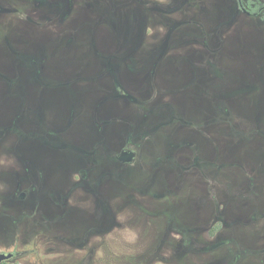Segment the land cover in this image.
Listing matches in <instances>:
<instances>
[{"label": "rangeland", "instance_id": "rangeland-1", "mask_svg": "<svg viewBox=\"0 0 264 264\" xmlns=\"http://www.w3.org/2000/svg\"><path fill=\"white\" fill-rule=\"evenodd\" d=\"M126 1L120 0L122 4ZM146 1L159 6L162 13H154L160 17L144 30L143 54L170 47L165 40L171 27L176 26L174 23L184 21L181 17H185L186 11L203 15L207 8L211 16L217 14L212 4L199 0ZM220 5L226 6L220 10L226 19L215 27L205 28L209 38L217 33L222 37L214 40L218 62L223 66H219L217 84L212 82L216 73L214 61L208 75H199L197 70L203 69L199 55L206 54L211 59V53H206L208 47L191 39L176 47L178 61L174 57L167 62L174 65L173 69L163 65L154 72L142 73L136 69L140 65L139 56L129 66L120 67L118 73L119 83L129 95L139 96L145 103L153 99L147 106L163 107L162 115L170 109L185 114L183 109L172 108L180 105L177 97H182L183 90H189L192 101L202 104L203 88L218 87L217 184L207 182L200 173H193L196 181L189 183L187 189L193 187V192L201 194L181 200L183 184L170 175L168 182L161 174L147 197L128 199L132 184L125 180L132 181L133 177V168L129 166L123 180L117 173L106 179L102 177L103 185L94 193L84 183L79 184L81 176L75 172L83 169L79 162L84 159L72 154L57 159L55 145L43 139L30 136L19 140L17 130L0 132V253L14 256L4 264H264V143L260 136L264 132V43L258 36L248 40L249 47L239 42L237 27L244 23L226 25L233 8L227 1ZM245 21L262 35L256 19ZM177 25L181 31L173 32L170 38L183 32L204 38L195 23ZM99 32L111 40L109 26H101ZM118 47L116 41L108 45V48ZM87 51L88 46L81 47L79 58H84ZM103 81L115 97L113 79L108 76ZM110 105L114 111L122 112L120 116L130 118V101H113ZM71 114L74 113L70 105L67 108L66 104H56L52 96L45 97L47 122L64 130L62 137L68 145L86 147V119ZM191 117L192 113L188 116L186 113V120ZM179 129L184 132L182 127ZM120 130L118 137L112 135L113 149L118 152L121 145L134 148L133 121L126 120ZM168 132L165 130V134ZM50 140L55 141V132ZM152 149L151 145H143L137 160H153ZM110 160L109 156L107 161ZM139 175L134 181L141 182L147 171L141 169ZM167 185L177 193L175 198L162 197ZM212 188L218 192L214 199L203 196L212 192ZM22 192H27L25 200L19 199ZM214 208L219 222L215 231L209 232ZM216 230L218 237L213 235Z\"/></svg>", "mask_w": 264, "mask_h": 264}, {"label": "flooded vegetation", "instance_id": "flooded-vegetation-1", "mask_svg": "<svg viewBox=\"0 0 264 264\" xmlns=\"http://www.w3.org/2000/svg\"><path fill=\"white\" fill-rule=\"evenodd\" d=\"M225 1L233 8V15L227 18L229 20L225 24L233 27L238 23H244L242 27H237L239 42L249 47L251 43L248 40L252 39V36L255 38L258 36L264 43V0H199L208 3L209 6L212 4V10H216L217 14L211 16L207 8L204 9L203 15H192L191 12L186 11L185 17H181L184 21L175 22L176 26L171 27L170 35L165 40V43L168 41L171 44L170 47L148 54L142 53L144 30L153 20L160 17L154 13H162L159 11L162 9L153 2L127 0L122 4L120 0H0V132L10 133L12 130H17L19 140L30 136L37 137L31 134L22 112L24 101L29 98L34 99V95L30 94L36 90L37 100L43 105V113L44 99L49 95L54 98L56 104H66L67 108L70 105L71 113H74L71 114L73 117L77 114L79 118L86 119L87 127L84 129L86 147L68 145L62 137L64 130L60 131L61 128L57 127H55V141L50 140L51 144L55 145L57 159L71 154L84 159L79 162L83 169L75 171L81 176L79 184L84 183L85 188L96 193L103 185L102 177L106 179L117 173L123 180L125 173L129 171L128 167L131 166L132 181L125 180L132 184L131 192L126 196L128 199L138 200L141 196L147 197L154 181L157 177H161V174L166 180L167 175L174 176L183 184L180 186V189L184 190L181 200L193 198L197 192H193V187L187 189L189 183L196 181L195 176H192L193 173H200L212 184H217L219 179L218 87L203 88L205 96L202 98L204 99L202 104L192 101V93L189 90H183L182 97H177L181 106H172V108L183 109L185 114L183 115L180 110L172 112L170 109V112L168 110V113L162 115L163 107L147 106L153 99L145 103L139 96L129 95L119 83L118 73L120 67L129 66L130 61L139 56L140 65L136 69L142 73L154 72L163 65L173 69L174 65L167 62L174 57L178 61L176 47L191 39V42L208 47L206 53H211V59L206 54L199 55L203 66V69L197 70L199 75H208V69L214 61L216 73L212 82L217 84L219 66H223L218 62L214 40H222V37L217 33L215 37L209 38L205 28L208 25L215 27L217 22H224L226 16L220 15V10H222L221 6L223 8L226 6L220 4ZM96 18L99 20L96 21ZM246 19H256L262 35L257 29L253 31ZM185 23L197 24L204 38H197L187 32L170 38L173 32L181 31L177 28V24ZM104 25L111 28L110 34L113 39L108 40L100 35L102 31L99 32V29ZM135 26L138 28L136 32ZM66 39H70V44L65 47L63 43ZM115 41L118 42L119 47L108 48V45ZM83 46H88L89 51L84 58H79L78 54ZM162 61L166 63H161ZM35 69L42 71L43 80L47 85L41 86L36 80H32L34 75L28 80L27 71ZM262 71L264 82V68ZM236 72H240L238 67ZM108 76L114 81V91L117 94L115 97L112 96V89H109L103 81V78ZM237 76L240 78V74ZM151 78L153 75L150 76ZM232 93L230 89L229 94ZM120 100L130 101L132 106L130 118L120 116L122 112H116L111 107V102ZM195 100L198 101L196 97ZM14 109L16 111L13 115ZM186 113L187 116L193 114V117L188 118L189 121L185 119ZM126 120L133 121L131 141L134 148L121 145L117 152L111 145L112 135L118 137L120 126ZM170 127L174 128L169 129ZM181 127L184 129L183 133L180 132ZM165 130L170 132L165 134ZM260 136L264 143V132ZM37 138L40 141L42 139ZM48 144L51 145L49 142ZM143 145H151L153 160L149 162L137 160L138 152ZM123 152L134 154L131 162H123L119 159ZM109 156L112 160L107 161ZM71 168L76 167L71 166ZM141 169L147 171V176L141 182L134 181L135 178H139ZM164 189L163 198H175L174 195L177 193L171 191L169 185L164 186ZM212 190L203 196L214 199L218 192L214 188ZM21 194L25 195L22 199L25 200L27 192ZM200 194L197 193L198 196ZM218 217L214 208L209 221V232L215 231L219 222ZM219 230L213 235L218 237Z\"/></svg>", "mask_w": 264, "mask_h": 264}, {"label": "trees", "instance_id": "trees-1", "mask_svg": "<svg viewBox=\"0 0 264 264\" xmlns=\"http://www.w3.org/2000/svg\"><path fill=\"white\" fill-rule=\"evenodd\" d=\"M63 44L65 47L68 46L70 44V39H66ZM49 47L51 48L50 41ZM27 72L28 80H30L32 75H34L32 80H36L39 84H41V86L47 85L46 82L43 80L42 71L40 69L29 70ZM30 95H34L35 98H29L27 101H24L22 111L23 115L25 116L24 120L29 125V128L31 129V134H34L37 137H40L51 144L50 136L52 135L51 133L55 132V128L51 126L45 119L43 113V105L40 101L38 102L37 100L38 94L36 90H33V93ZM15 111L16 109L12 111L13 115Z\"/></svg>", "mask_w": 264, "mask_h": 264}, {"label": "water", "instance_id": "water-1", "mask_svg": "<svg viewBox=\"0 0 264 264\" xmlns=\"http://www.w3.org/2000/svg\"><path fill=\"white\" fill-rule=\"evenodd\" d=\"M134 157L133 153H129V152H123L121 154V156L119 157V159L123 162H131L132 159ZM25 195L21 194L20 199H24ZM13 258V254L9 253V254H4V253H0V264H3L6 261H9Z\"/></svg>", "mask_w": 264, "mask_h": 264}]
</instances>
